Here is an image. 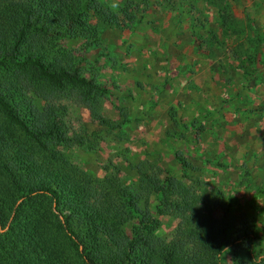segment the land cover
Here are the masks:
<instances>
[{"label": "rangeland", "instance_id": "obj_1", "mask_svg": "<svg viewBox=\"0 0 264 264\" xmlns=\"http://www.w3.org/2000/svg\"><path fill=\"white\" fill-rule=\"evenodd\" d=\"M100 1L117 22L94 17L96 39L58 37L50 53L79 64L106 92L37 88L27 95L39 109L56 107L68 137L80 140L57 149L97 181L116 174L142 205L148 200L166 242L182 218L160 204L155 181L177 177L217 217L224 212L214 201H230L231 214L245 213L257 228L249 252L264 256V0ZM189 55L196 61L188 63ZM169 66L196 75L200 69V78L214 83L196 89L188 79L191 92L172 95L170 80L160 79ZM180 83L171 82L174 91ZM247 260L230 247L222 255V264Z\"/></svg>", "mask_w": 264, "mask_h": 264}, {"label": "trees", "instance_id": "obj_2", "mask_svg": "<svg viewBox=\"0 0 264 264\" xmlns=\"http://www.w3.org/2000/svg\"><path fill=\"white\" fill-rule=\"evenodd\" d=\"M109 16L117 18L100 0L0 3V264H222L228 247L245 251L240 264H264V256L249 252L258 240L255 224L245 213L231 214L230 201H214L224 212L217 217L177 177L155 181L160 204L182 218L166 242L148 200L142 205L116 174L97 181L57 149L80 140L68 137L56 107L39 109L27 95L68 87L105 93L79 64L51 55L50 40L96 39L92 19ZM169 193L178 200L170 202ZM165 209L157 207L160 214Z\"/></svg>", "mask_w": 264, "mask_h": 264}, {"label": "crops", "instance_id": "obj_3", "mask_svg": "<svg viewBox=\"0 0 264 264\" xmlns=\"http://www.w3.org/2000/svg\"><path fill=\"white\" fill-rule=\"evenodd\" d=\"M192 48H194L193 46H192ZM187 60H188V63H193V61H196V57L195 56H193V55H189L188 57H187ZM198 68H200V66H201V64H200V62L198 61V59H197V65H196ZM166 74H164V77H161L160 79L162 80V81H165V79L166 78H168L170 81L168 82V84H167V87H169V89H170V94H172V95H180V94H182V93H190L191 92V89H190V85H189V82H188V79H191V84L193 85V87L194 88H198V87H202V88H205L206 89V87L208 88H210V87H212V85H213V83L214 82H212V81H210V80H202L201 78H200V73H201V70L200 69H198V73H197V75L196 74H190V73H184L183 72V69L182 68H176V69H173L172 67H168L167 69H166ZM178 76V77H177ZM177 79H179L180 81H181V85L180 86H182L181 88H178V89H176L177 91H174L173 90V84H171V82H173V80H177ZM206 84V85H205ZM203 85H205V86H203ZM177 87V86H176ZM175 87V88H176ZM179 87V86H178ZM161 88V87H160ZM163 88V87H162ZM204 91V90H203ZM203 91H202V93H203ZM206 92V91H205ZM204 92V93H205Z\"/></svg>", "mask_w": 264, "mask_h": 264}]
</instances>
